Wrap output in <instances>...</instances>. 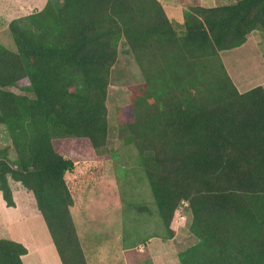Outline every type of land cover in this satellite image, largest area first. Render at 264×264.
Masks as SVG:
<instances>
[{"label": "trees", "instance_id": "obj_1", "mask_svg": "<svg viewBox=\"0 0 264 264\" xmlns=\"http://www.w3.org/2000/svg\"><path fill=\"white\" fill-rule=\"evenodd\" d=\"M8 30L15 50L0 44V127L16 157L0 150V193L8 208L11 181L33 194L61 264L88 263L67 180L75 162L55 141L105 150L122 41L144 78L125 143L139 152L167 239L180 207L193 215L198 243L180 264H264V87L241 93L221 58L256 30L264 39V0L193 6L179 28L159 0H50ZM27 254L0 239V264H24Z\"/></svg>", "mask_w": 264, "mask_h": 264}, {"label": "rangeland", "instance_id": "obj_2", "mask_svg": "<svg viewBox=\"0 0 264 264\" xmlns=\"http://www.w3.org/2000/svg\"><path fill=\"white\" fill-rule=\"evenodd\" d=\"M48 1L1 0L0 44L15 50L8 30L11 21H26L29 15L41 11ZM52 1L56 5L61 3V0ZM160 1L170 21L179 28L184 22L185 12L193 6L209 7L236 0ZM254 32L244 46L221 54L231 79L241 93L264 85V39L261 30ZM126 50L127 46L122 41L108 93L110 127L105 150L95 151L87 139L55 141L56 149L75 162L74 170L67 174L75 199L72 214L89 264H124L125 261L128 264H156L157 255H162L165 263L180 264L179 253L198 243V238L190 231L193 215L188 206L180 207L177 213L180 212L182 217L177 219L176 235L174 240L167 241L168 232L159 216L139 152L133 145H126L124 139V125L132 120L126 113L131 95L144 82L138 64ZM8 90L25 95L15 88ZM5 147H9V156L14 159L16 153L9 133L2 126L0 150ZM11 185L18 211L8 208L0 195V239H9L14 233L17 237L26 238L35 250L45 244L39 242L38 236L44 238L49 234L40 218L23 219L25 199L31 197L36 208L33 194L23 191L20 183L13 181ZM25 193L29 196L26 197ZM5 222L11 223L10 228ZM47 256L48 259L44 257V260L42 256L33 257L29 264H61L56 256Z\"/></svg>", "mask_w": 264, "mask_h": 264}, {"label": "crops", "instance_id": "obj_3", "mask_svg": "<svg viewBox=\"0 0 264 264\" xmlns=\"http://www.w3.org/2000/svg\"><path fill=\"white\" fill-rule=\"evenodd\" d=\"M160 1V0H159ZM160 2H162V1H160ZM211 2V1H210ZM209 2V3H210ZM232 2V1H231ZM223 4H226V3H223ZM253 34H255V32H253L251 35H253ZM251 37H249L248 38V40L250 39ZM247 43V42H246ZM245 43V44H246ZM244 44V45H245ZM243 45V46H244ZM229 51H231V50H229ZM225 52V51H224ZM221 54H222V52H221ZM229 64V63H228ZM226 67V66H225ZM227 70V69H226ZM227 72L229 73V75L231 76V74H230V72H229V70H227ZM233 76H235L236 77V75H235V73H233ZM233 80V79H232ZM260 86H263L264 87V85H260ZM251 90V89H250ZM247 91H249V90H246V91H244V92H247ZM12 182V181H11ZM22 189H23V191H26V189L24 188V187H22ZM13 193H14V199L16 198L15 197V192L13 191ZM31 193V192H30ZM23 194H24V192H23ZM26 194V197H28L29 195H28V193H25ZM0 195L2 196V194L0 193ZM31 198V197H30ZM30 198H28V199H25V202L23 203V206L24 207H22V214L23 215H25V218H23V219H29V220H31V219H34V218H36V219H38V218H40V220H42L41 222H42V224H45V221H44V219H43V217H42V215H41V213L38 211V209H37V207L35 208V204L33 203V199H32V201H31V199ZM13 209H15L16 210V212L18 211V204L16 203V207L15 208H13ZM73 209V208H72ZM73 215V214H72ZM74 218V217H73ZM75 221V220H74ZM6 223V222H5ZM76 224V223H75ZM6 225H7V227L8 228H10V226H11V223H6ZM45 226H46V224H45ZM46 229H47V227H46ZM78 231V230H77ZM47 232H48V234H49V237H47V236H45L44 238L43 237H41V236H38V239H39V242H45V244L44 245H40V246H37V248L34 250L33 248H32V246H31V244L29 243V241L26 239V238H23V237H17V236H15L14 235V233H12L11 234V236H9V240H13V241H16V242H18V243H21V244H23L27 249H28V254L26 255V256H24L23 257V262H24V264H29V262L32 260V258L34 257V258H38V256H42L41 258L44 260V257L45 258H47L48 256L47 255H51L52 257H55V259L56 260H59L60 261V259H57V258H59V257H57L58 256V254L56 255V249H55V246H54V244H53V241H52V238H51V236H50V233H49V231H48V229H47ZM79 234V233H78ZM80 237V236H79ZM174 240V239H173ZM80 241H81V244H82V247H83V241H82V239H81V237H80ZM167 241H171V239H168ZM165 242H166V240H165ZM85 247V246H84ZM83 247V249H84V252H85V254H86V251H85V248ZM129 251H127L126 252V254L128 253ZM158 256V259L155 257V261H156V264H176V263H174V262H170V263H165L164 262V260H162L163 258V256L162 255H157ZM48 259V258H47ZM55 259H53V260H55ZM86 259H87V256H86ZM87 261H88V259H87ZM61 263V262H60ZM118 263H120V262H113V263H110V264H118ZM88 264H89V262H88ZM124 264H128L126 261H125V263Z\"/></svg>", "mask_w": 264, "mask_h": 264}, {"label": "built area", "instance_id": "obj_4", "mask_svg": "<svg viewBox=\"0 0 264 264\" xmlns=\"http://www.w3.org/2000/svg\"><path fill=\"white\" fill-rule=\"evenodd\" d=\"M184 206L187 207L188 204L186 203V204H184ZM181 217H182V215H181L180 212H179V213L177 214V219H178V218H181Z\"/></svg>", "mask_w": 264, "mask_h": 264}]
</instances>
